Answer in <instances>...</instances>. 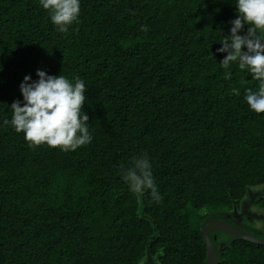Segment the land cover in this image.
I'll use <instances>...</instances> for the list:
<instances>
[{"label":"trees","instance_id":"16d2710c","mask_svg":"<svg viewBox=\"0 0 264 264\" xmlns=\"http://www.w3.org/2000/svg\"><path fill=\"white\" fill-rule=\"evenodd\" d=\"M235 18L232 0H81L61 33L38 0H0V264H206L202 222L264 187L258 81L217 52ZM38 69L85 81L91 143L30 147L3 124ZM144 156L159 203L121 178ZM219 234V264H264Z\"/></svg>","mask_w":264,"mask_h":264},{"label":"clouds","instance_id":"9594fccd","mask_svg":"<svg viewBox=\"0 0 264 264\" xmlns=\"http://www.w3.org/2000/svg\"><path fill=\"white\" fill-rule=\"evenodd\" d=\"M38 2L61 33L68 32L79 20L81 0ZM232 3L236 18L229 22L230 34L217 41L222 45L217 52L226 54L220 64L227 69L235 63L240 70L251 73L252 79L258 81V91L247 89L244 101L251 111L264 114V0H232ZM36 76L37 80L31 75L24 77L20 84L23 99L11 103V118L3 124L23 133L30 147L47 145L61 151H76L91 143L89 116L83 111L85 81L80 77L69 79L62 73L50 75L40 69ZM121 178L132 193L149 192L157 203L162 200L147 156L135 158L130 167L123 168Z\"/></svg>","mask_w":264,"mask_h":264},{"label":"water","instance_id":"95a60500","mask_svg":"<svg viewBox=\"0 0 264 264\" xmlns=\"http://www.w3.org/2000/svg\"><path fill=\"white\" fill-rule=\"evenodd\" d=\"M250 201H245L243 204V212H239L237 205H235V210L232 213L218 212L209 218L205 219L201 225L202 235L206 244L207 250V261L206 264H219L221 259L220 255L223 251L224 246L227 242H222L219 248L216 246L215 241H217L218 232H224L228 235L234 236L236 238L257 244L264 245V238H261L250 231H247V227L243 226V218L245 216L258 217L259 215H254L248 212V206L254 202V200L260 195L255 191L250 193ZM264 196V195H263ZM249 202V203H247ZM213 232H216L214 236H211ZM148 264H155L150 251L147 253Z\"/></svg>","mask_w":264,"mask_h":264},{"label":"flooded vegetation","instance_id":"af4514ba","mask_svg":"<svg viewBox=\"0 0 264 264\" xmlns=\"http://www.w3.org/2000/svg\"><path fill=\"white\" fill-rule=\"evenodd\" d=\"M254 189V188H253ZM247 201H250V198H247L246 199ZM256 200V199H255ZM245 202L243 201V203L241 204V206L240 207H237V209H238V211L239 212H243V204H244ZM247 203H249V202H247ZM232 210V209H231ZM230 210V211H231ZM234 210H235V207H234V209L231 211V212H229V213H232V212H234ZM261 209H259L258 207H256L255 206V204L253 205H249L248 206V212H250L251 214H254V215H259L260 214V212H258V211H260ZM250 217V216H249ZM252 218H254L253 220L254 221H257V223L255 224V225H251V224H249L250 222H252V220L250 221V218H245V220H244V218H243V221L242 222H244L245 221V223L248 225V227L249 226H252V227H254V228H256L258 231H260V230H262V226L264 225V218L262 219L261 217H260V215L257 217L256 216V218L255 217H252ZM259 221H263V222H260V224L262 225V226H260L259 225ZM255 223V222H254ZM216 232H213L212 234H211V236H214V234H215ZM218 234V233H217ZM220 236H222V234H219V243L221 242L220 241ZM261 238H264V237H261ZM217 239H218V236H217ZM222 243V242H221ZM220 243V244H221ZM219 246V245H218ZM156 264L157 263H159L157 260L156 261H154ZM144 264H148V261H146Z\"/></svg>","mask_w":264,"mask_h":264},{"label":"rangeland","instance_id":"374dc122","mask_svg":"<svg viewBox=\"0 0 264 264\" xmlns=\"http://www.w3.org/2000/svg\"><path fill=\"white\" fill-rule=\"evenodd\" d=\"M255 189V190H254ZM254 189H252L253 191H255V192H257V193H260V195H264V187H262V188H254ZM258 212H260V217L263 219L264 218V212L262 211V210H260V211H258ZM254 219V218H253ZM252 219V222H250L249 224H251V225H255L256 223H257V221H254ZM255 222V223H254ZM260 222H263V221H259L258 223H259V225L260 226H262L261 224H260ZM247 229V231H250L251 233H253V234H255V235H257V236H259V237H264V225L262 226V230H260V231H258L256 228H254V227H252V226H249V227H247L246 228ZM226 238H228V236H225ZM157 260V258H154V261H156ZM156 264V263H155ZM157 264H159V263H157Z\"/></svg>","mask_w":264,"mask_h":264}]
</instances>
